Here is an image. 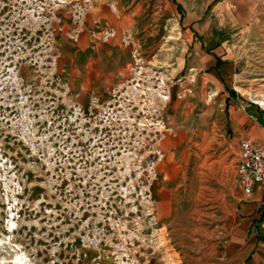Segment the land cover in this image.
Instances as JSON below:
<instances>
[{
	"label": "rangeland",
	"instance_id": "374dc122",
	"mask_svg": "<svg viewBox=\"0 0 264 264\" xmlns=\"http://www.w3.org/2000/svg\"><path fill=\"white\" fill-rule=\"evenodd\" d=\"M165 1L180 39L194 0ZM210 1L220 76L187 56L88 97L68 46L99 0H0V264H212L238 207L228 108L264 97V0Z\"/></svg>",
	"mask_w": 264,
	"mask_h": 264
},
{
	"label": "crops",
	"instance_id": "0c3cea01",
	"mask_svg": "<svg viewBox=\"0 0 264 264\" xmlns=\"http://www.w3.org/2000/svg\"><path fill=\"white\" fill-rule=\"evenodd\" d=\"M201 2L203 0H194V14L186 13L178 30L177 38H182L173 41L168 40L171 20L165 15L167 10L163 9L168 1L163 0L164 5L157 12L148 0H99L93 3L88 14L77 18L82 31L75 35L77 42L68 46L73 52L68 69L72 75L74 67L78 70L73 79L82 81L83 92L93 97L114 86L115 80L128 78L132 70L135 80L143 86L163 81L173 71L181 74L187 56L193 57L191 70L216 68L215 74L219 75V61L223 62L224 58L217 50L224 45L222 38L226 33L219 21L223 10L218 5L204 9ZM77 27L72 32L76 33ZM220 34L223 37L220 38ZM171 54L176 61H172ZM175 63L177 68H171ZM212 77V82L218 86L215 82L218 79ZM228 111L238 161L241 139L250 137L264 143V107L257 102L232 99ZM181 130L185 135L179 137V146L188 140L187 127L182 126ZM234 182L237 213L228 222V237L221 242L212 264H264V183L258 184L250 196H245L237 170Z\"/></svg>",
	"mask_w": 264,
	"mask_h": 264
},
{
	"label": "built area",
	"instance_id": "2783aa9c",
	"mask_svg": "<svg viewBox=\"0 0 264 264\" xmlns=\"http://www.w3.org/2000/svg\"><path fill=\"white\" fill-rule=\"evenodd\" d=\"M236 170L244 195L250 196L264 183V143L250 137L241 139Z\"/></svg>",
	"mask_w": 264,
	"mask_h": 264
},
{
	"label": "bare ground",
	"instance_id": "6f19581e",
	"mask_svg": "<svg viewBox=\"0 0 264 264\" xmlns=\"http://www.w3.org/2000/svg\"><path fill=\"white\" fill-rule=\"evenodd\" d=\"M254 100L264 107V97H259V98H256Z\"/></svg>",
	"mask_w": 264,
	"mask_h": 264
}]
</instances>
